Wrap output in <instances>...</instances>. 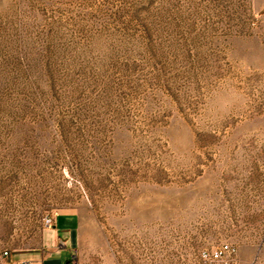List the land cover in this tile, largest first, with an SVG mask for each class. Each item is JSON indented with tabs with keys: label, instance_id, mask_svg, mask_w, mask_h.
Here are the masks:
<instances>
[{
	"label": "rangeland",
	"instance_id": "obj_1",
	"mask_svg": "<svg viewBox=\"0 0 264 264\" xmlns=\"http://www.w3.org/2000/svg\"><path fill=\"white\" fill-rule=\"evenodd\" d=\"M63 214L77 264H264V0H0V256Z\"/></svg>",
	"mask_w": 264,
	"mask_h": 264
},
{
	"label": "crops",
	"instance_id": "obj_2",
	"mask_svg": "<svg viewBox=\"0 0 264 264\" xmlns=\"http://www.w3.org/2000/svg\"><path fill=\"white\" fill-rule=\"evenodd\" d=\"M51 228L40 233L36 246L14 248L5 257L0 256V264H20L34 262L36 264H77L75 253L83 243V229L76 215H59ZM249 259L240 256L238 264H248Z\"/></svg>",
	"mask_w": 264,
	"mask_h": 264
},
{
	"label": "built area",
	"instance_id": "obj_3",
	"mask_svg": "<svg viewBox=\"0 0 264 264\" xmlns=\"http://www.w3.org/2000/svg\"><path fill=\"white\" fill-rule=\"evenodd\" d=\"M50 219H45L43 225L49 228ZM7 252H3L5 257ZM200 264H238V248L230 242H223L216 247H212L207 251H202L200 254ZM20 264H36L34 262H21Z\"/></svg>",
	"mask_w": 264,
	"mask_h": 264
}]
</instances>
